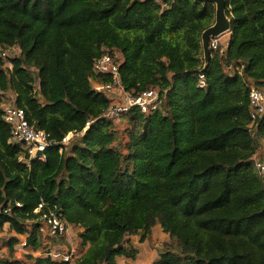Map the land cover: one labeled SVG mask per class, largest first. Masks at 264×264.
<instances>
[{
	"label": "trees",
	"instance_id": "16d2710c",
	"mask_svg": "<svg viewBox=\"0 0 264 264\" xmlns=\"http://www.w3.org/2000/svg\"><path fill=\"white\" fill-rule=\"evenodd\" d=\"M226 14L228 44L206 62L210 3L0 0V53L16 50L11 69L0 58V231L16 234L0 264H71L34 255L64 242L39 232L41 203L81 229L85 250L73 264L134 259L130 237L151 243L157 226L168 240L153 264H264V178L255 168L264 115L251 132L248 99L251 86L264 93V0H226ZM103 55L117 62L126 91L159 93L157 110L103 117L111 99L91 88ZM11 100L54 143L44 161H18L25 151L1 119ZM19 236L28 253L15 257Z\"/></svg>",
	"mask_w": 264,
	"mask_h": 264
},
{
	"label": "built area",
	"instance_id": "2783aa9c",
	"mask_svg": "<svg viewBox=\"0 0 264 264\" xmlns=\"http://www.w3.org/2000/svg\"><path fill=\"white\" fill-rule=\"evenodd\" d=\"M157 4L163 6V0H154ZM221 37L211 38L209 41V49L215 51L221 44ZM14 50V48H11ZM10 50V51H11ZM9 51H1L0 58L3 61L4 68L11 69L12 64L9 60ZM93 72L98 76L97 80L91 81V88L95 92L103 93L111 99V104L103 114L105 119H117L120 114L128 113L133 110H138L141 113L147 114L157 110L161 100L159 93L154 90H147L137 95L126 91L120 80L119 66L115 60L109 55H103L98 58L93 65ZM100 76L106 77V80H100ZM198 87H204V76L200 75ZM249 112L251 132L256 129V123L264 115V93L260 89L251 86L248 92ZM1 119L10 126L11 144L19 145L25 151V155L20 156L18 161L29 165L31 161H44L45 151L54 143L49 140L48 135L31 126L26 118V113L23 108L16 106L13 101L3 103ZM89 122L86 123L88 127ZM72 134H68L63 138L62 142L66 143ZM255 168L264 178V162L257 161ZM20 206V204H16ZM41 203L34 210L37 214L34 222L41 223L39 232L48 234L51 237L66 239L69 237V231L72 228L64 220L60 219L55 212V208L46 206ZM7 212V211H5ZM22 246L26 245V241L22 242ZM40 256L50 257L53 261L71 262L73 259V251L67 252L63 250H55L51 252H39Z\"/></svg>",
	"mask_w": 264,
	"mask_h": 264
},
{
	"label": "crops",
	"instance_id": "0c3cea01",
	"mask_svg": "<svg viewBox=\"0 0 264 264\" xmlns=\"http://www.w3.org/2000/svg\"><path fill=\"white\" fill-rule=\"evenodd\" d=\"M229 36L230 33H226L221 37L220 46H222L223 49H225L228 44ZM153 230L155 231H152L151 243L149 241L141 243L139 242L138 236H131L130 243L138 251L136 257L134 259L117 257L116 264H153V262L157 259V248H159L162 243L168 240V236L162 232L160 227L157 226ZM35 254L40 256L39 252Z\"/></svg>",
	"mask_w": 264,
	"mask_h": 264
},
{
	"label": "rangeland",
	"instance_id": "374dc122",
	"mask_svg": "<svg viewBox=\"0 0 264 264\" xmlns=\"http://www.w3.org/2000/svg\"><path fill=\"white\" fill-rule=\"evenodd\" d=\"M16 53V50H11L8 52L9 56H13ZM124 126H119L118 129L122 131ZM155 230H153L154 232ZM81 232V229L72 227L69 231V237L64 239L63 242V250L70 252V250L73 251V259L71 261V264H73L74 259L76 256H79L82 252H84V248L80 245V239H79V233ZM16 234L13 230H10L7 225L3 227V229L0 231V256L2 257H9V251L7 247L5 246L6 242L12 238L15 237ZM20 240L19 245L14 246V256L15 257H21V254L28 253V249L25 246H22L25 238L24 236L18 237ZM152 242V240H151ZM37 256V254H35Z\"/></svg>",
	"mask_w": 264,
	"mask_h": 264
},
{
	"label": "water",
	"instance_id": "95a60500",
	"mask_svg": "<svg viewBox=\"0 0 264 264\" xmlns=\"http://www.w3.org/2000/svg\"><path fill=\"white\" fill-rule=\"evenodd\" d=\"M202 4H213L215 6L214 23L201 34L202 51L205 61L210 57L209 41L211 38L223 36L230 33L231 22L226 14V0H195Z\"/></svg>",
	"mask_w": 264,
	"mask_h": 264
}]
</instances>
